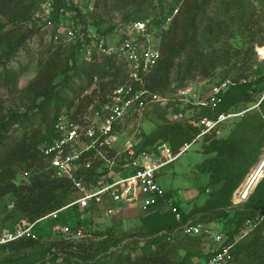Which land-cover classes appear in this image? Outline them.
<instances>
[{
	"label": "trees",
	"instance_id": "obj_1",
	"mask_svg": "<svg viewBox=\"0 0 264 264\" xmlns=\"http://www.w3.org/2000/svg\"><path fill=\"white\" fill-rule=\"evenodd\" d=\"M116 1L118 4L125 3L128 6L140 0ZM212 2L213 0H183L174 21L163 33L160 44L161 58L145 78L147 89L166 97L165 91L171 85L175 69H178L182 83L195 76L207 80L216 70L228 66L233 56L240 54V52L234 54L236 50H233L228 42L234 36L236 29H250L258 23L254 18L256 9L253 2L218 0L220 12L218 18L209 15L208 6ZM43 3L40 2L39 7ZM52 3L55 23L59 21L62 9L65 11L74 9L69 0H53ZM34 5L35 2L29 0H0V16L8 21L5 25L0 21V53L4 51V55H0V89L9 92L18 89L19 79L24 72L22 69L8 68V64L36 34L34 29L23 33L21 27L22 23L29 21L35 15ZM176 9L171 6L165 14L160 11L153 22L151 21L152 24L155 27L161 26ZM77 12L78 24L93 25L101 36L110 34L111 30L103 28L101 22L91 16L93 12L84 14ZM146 19L147 16L131 19L128 14L120 24L146 21ZM203 42H209L212 46L218 44V49L205 52L202 48ZM261 45L263 46L264 43ZM73 48L74 53L69 59H65L62 46L52 44L47 60L42 64L36 77L22 91V94L34 99L33 109L30 112L14 114L0 124V200L9 195L15 196V209L11 214L14 221L28 218L34 222L72 202V196L75 195L72 184L52 175L47 169L42 153L43 147L52 140L55 119L62 111L74 110L75 116L82 113L96 97L102 98L127 80V68L116 57L101 56L91 62H78L80 42L76 41ZM184 54L187 55V60L184 64H179L177 60ZM60 77L62 79L57 82ZM227 78L230 77L227 75L220 82ZM94 84H98V88H95L92 94L81 97ZM75 90H78V93L72 98L70 93ZM172 100L176 102V107L170 105ZM259 101L258 108L248 111L244 116L230 118L221 124L218 129L219 134L214 132L200 139L204 153L210 157L206 158L199 167L201 171L209 174V186L216 189L203 206L193 210L206 212L205 216L211 215L213 218L209 221L210 224L228 235V244L235 242V236L246 221L259 220L252 240L248 243V248L253 250L252 253L258 250L262 241L264 177L245 204L234 208V213L229 209L232 205L233 192L240 185L248 169L257 161V152L264 146V74L260 76H252V73L241 74L215 109L186 104L187 106L181 109L185 114L188 110L195 111L192 117H187L185 121L176 120L172 123L160 124L150 133L143 131L139 133L144 140L141 149L152 151L158 144H167L176 154L184 144L191 143L200 134V129L191 124L189 119L200 120L204 117L217 119L220 114L247 110ZM179 103L183 102L174 96L170 98L167 106L170 105L173 111L179 110ZM228 126H232L230 134L228 136L220 134V131H224ZM250 147L252 151H248ZM21 177L27 178L28 182L22 181ZM166 195L167 198L173 199L181 211V223L171 211L149 213L141 216L142 237L138 238L139 236L117 232L114 228L118 224L117 219L106 225L105 230L84 232L81 237L75 234L76 226L69 236H63L55 235L53 232L57 220L40 222L35 228L39 237L37 240L24 238L0 249L7 252L0 258V264H195L193 259L198 256L195 252L187 253L178 261L175 252L168 248L171 242L182 238L196 241L202 237L181 236L175 231L190 219L196 224H201L203 221L191 218L193 212L183 211L174 196L168 192ZM80 215L86 216V222L77 221L76 216ZM71 218H73L72 223ZM219 220L221 222H218ZM91 222L92 217L89 212L81 211L75 206L63 211L58 223L62 225L77 223L82 228L90 226ZM226 223L233 224L232 231L225 230ZM237 248V245L233 248L234 263L238 258ZM240 249L242 248L239 246L238 250ZM210 255L211 253L204 262ZM259 264H264V261Z\"/></svg>",
	"mask_w": 264,
	"mask_h": 264
},
{
	"label": "built area",
	"instance_id": "obj_2",
	"mask_svg": "<svg viewBox=\"0 0 264 264\" xmlns=\"http://www.w3.org/2000/svg\"><path fill=\"white\" fill-rule=\"evenodd\" d=\"M52 2L53 0H45L41 11L45 27L52 30L55 42L79 41L80 61L91 62L97 57L114 56L125 64L128 77L125 83L102 98L96 97L82 113L75 116V112L62 111L57 116L52 140L43 147L42 153L47 169L54 177L70 182L75 197L64 208L34 222L28 218L14 221L11 214L15 203L0 200V249L24 238L37 240L39 237L35 228L40 222H59L61 213L75 206L81 211L87 210L91 217L100 215L109 222L121 216L123 207L136 206L141 213L171 211L181 223V211L173 199L167 198V192L158 182L162 169L173 164L204 136L214 132L219 134L218 129L226 120L244 116L248 111L258 108L261 100L247 110L220 114L217 119H189L191 124L200 129V134L191 143L184 144L176 154L167 144H158L152 151L141 149L144 140L137 139V133L127 136L126 124L130 120L143 118L145 111L154 104L167 106L170 103L168 97L147 89L145 78L161 58L162 37H159V33L163 35L166 24L172 21L179 10L176 9L157 28L152 27L151 20L119 23L113 33L101 36L96 27L66 21L64 16L68 13L64 9L60 11L59 21L55 23ZM155 39L159 41L158 46L154 45ZM258 55L262 58L259 51ZM234 84L235 81L231 78L217 82L204 99L194 100L189 96L190 90H180L176 97L183 103L215 109ZM173 114L178 121L187 119L181 108L174 110ZM124 136H127L126 139H123ZM253 175L254 172L237 189L232 198V206L240 207L245 204L264 176L256 179ZM58 222L53 226L55 235L69 236L75 226L77 237L84 233L77 223L62 225ZM258 224L259 220H248L240 233L247 236ZM208 228L190 219L181 224L175 233L181 236L210 235L214 248L203 264H234L233 248L235 242H238L228 244L229 238L225 232L216 226L218 231Z\"/></svg>",
	"mask_w": 264,
	"mask_h": 264
},
{
	"label": "rangeland",
	"instance_id": "obj_3",
	"mask_svg": "<svg viewBox=\"0 0 264 264\" xmlns=\"http://www.w3.org/2000/svg\"><path fill=\"white\" fill-rule=\"evenodd\" d=\"M29 1L35 2V15L29 21L22 23V32L24 33L28 30L34 29L36 34H34L28 40L24 48L20 49L16 56L10 60V63L8 64V68L16 70L22 69L24 74L19 79L17 91L9 92L6 89H0V124L3 121L8 120L14 114H22L26 111L30 112L33 109L34 99L22 94V91L28 86L30 81L36 77L42 64L47 60L49 49L52 44H54V46H62L65 59H69L74 53L73 45L76 44V41L64 43L62 40H60L55 42L52 35V30H49L45 27V21L42 18L43 12L41 11V7H39V3L45 2V0ZM69 1L72 2L74 9L72 11H67L68 14L64 16L66 21L69 23L74 22L75 25H79V22L76 19L78 13L77 11L82 12V14L93 12L91 13V16H93L97 21L101 22L103 28H108L111 30L110 34L114 32L119 23L122 22V19L124 20V17L128 14H130L131 19L147 16L148 19L146 20L152 21L160 11L165 14L166 10H168V8L171 6H174L179 10L183 4V0H140L128 6H126L125 3L118 4L116 0ZM251 1L253 2V6L256 9L254 18L258 21V23L250 29H236L234 36L228 42V44L234 48L233 50H236L233 53L238 54L240 52V54L233 56L228 66L216 70L215 73L207 80H202L200 77L195 76L192 79L186 80L182 83L179 78L180 75H178V69H175L171 78V85L165 91L167 94L166 97L170 99L174 96H177L176 94H178L180 90H190L191 93L189 96L194 98V100H197L198 98L204 99L210 91V88L217 82L223 80L227 75L235 81L241 74L244 73L246 75L248 73H252V76H260L264 74V57L262 55V58L259 57L257 51V48L262 47L261 44L264 43V0ZM139 9L141 11H138ZM208 12L213 18L219 17L220 12L218 0H213V2L208 6ZM174 18L169 24H166V30L174 21ZM0 21L3 22L4 25L8 23V21L2 16H0ZM113 25H115V27ZM90 26L94 28L93 25ZM152 27L157 28L155 25ZM162 36L163 35L159 33V37ZM154 45H159V41L157 39L154 40ZM202 48L205 52L209 53L214 49H218V44L212 46V44L209 42H203ZM0 55L3 56L4 51H1ZM186 60L187 55L184 54L177 60V62H179V64H184ZM77 61L80 62L79 58ZM248 69H250V71ZM61 79L62 77L58 78L57 82H59ZM77 84H80V82H77ZM98 86V84H94L93 87L91 89H87L81 97L87 96V94H92L93 90L98 88ZM77 93L78 90L71 92V97L73 98L74 94ZM175 104L176 102L172 100L170 105L173 106ZM186 104L187 103H179V107L183 108L187 106ZM170 105L166 106L154 104L150 106L145 111L146 117L144 116L141 119H133L127 122L125 128L126 135L132 136L137 133V139H142L139 134L140 131H143L144 133H150L152 130H155L156 126L160 124L163 125L175 122L177 119L175 118L173 109ZM70 112H74V110H71ZM194 112L195 111L188 110L186 116L188 118L192 117V115L195 114ZM37 123H40V119ZM231 128L232 126H228L224 129V131H220V134L228 136L232 130ZM127 136H124L123 139H126ZM248 151H252V148L250 147ZM257 154V161L248 169L246 175L240 182V185L233 192L232 198L234 197L237 189L246 182V180L254 171H256L259 164L264 159V146L257 152ZM208 157L210 156L204 153L202 141L200 140L196 142L190 148V150L183 154L173 164L163 168L158 176V182L166 192L175 197V199L182 206L183 211L187 213L193 212L191 214V218L202 220L203 223L201 224L209 226L208 230L211 229L218 231L215 226L211 225V222H209L213 218L211 215L205 216L206 212L193 211L203 206L208 200L209 195L216 189L209 186V174L201 171L199 167V165ZM21 180L28 182V179L25 177H21ZM21 180H19V182ZM74 197L75 196L73 195L72 199ZM15 199L16 198L14 195H9L2 200L6 203L11 201L15 202ZM234 208H239V206L234 207L231 205L229 209L232 210L231 213H234ZM147 214L149 213H141L136 206L123 207L121 216L117 218L118 224L114 228H116L117 232L120 234L126 233L129 236H139L138 238H141L140 219L141 216H145ZM72 219L73 218L70 219L71 223L73 221ZM76 219L81 223L86 222V216L84 215L76 216ZM218 222H221V220ZM109 224L110 222L107 218L97 215L92 216V222L90 226H83L82 229L86 233L94 232L96 230L102 231L105 230ZM48 225L50 226L51 224ZM225 225V230H233L232 223H226ZM261 231L263 233L262 241L255 253H252L253 250L248 248V243L252 240L254 231L247 236L242 235L240 232L235 236V241L238 242H235V246L237 245L238 247L236 254L238 258L234 264H259V262L264 261V226ZM209 236L210 235L207 234L202 235V237L196 241H192L190 238H182L176 240L175 242H171L168 249H171L175 252L177 256H175V258L178 261L183 259L187 253L195 252L198 254V256L193 259L195 264H203L204 260L214 248L213 242ZM238 245L242 249L238 250ZM6 254L7 252H5V250H0V258ZM171 258L172 261H174V255H172Z\"/></svg>",
	"mask_w": 264,
	"mask_h": 264
},
{
	"label": "bare ground",
	"instance_id": "obj_4",
	"mask_svg": "<svg viewBox=\"0 0 264 264\" xmlns=\"http://www.w3.org/2000/svg\"><path fill=\"white\" fill-rule=\"evenodd\" d=\"M258 51L264 57V46L258 47ZM262 164H263V166H262ZM263 175H264V159L259 164V166L256 169V171H254V175L253 176H256V179H260Z\"/></svg>",
	"mask_w": 264,
	"mask_h": 264
},
{
	"label": "water",
	"instance_id": "obj_5",
	"mask_svg": "<svg viewBox=\"0 0 264 264\" xmlns=\"http://www.w3.org/2000/svg\"><path fill=\"white\" fill-rule=\"evenodd\" d=\"M262 166H263V164H262Z\"/></svg>",
	"mask_w": 264,
	"mask_h": 264
}]
</instances>
